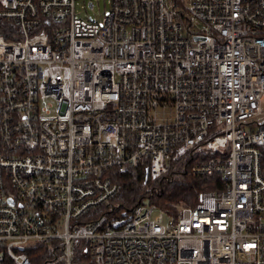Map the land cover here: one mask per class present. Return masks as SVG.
Masks as SVG:
<instances>
[{"label":"built area","instance_id":"built-area-1","mask_svg":"<svg viewBox=\"0 0 264 264\" xmlns=\"http://www.w3.org/2000/svg\"><path fill=\"white\" fill-rule=\"evenodd\" d=\"M75 1L0 0V264H264V0ZM185 159L177 221L112 202Z\"/></svg>","mask_w":264,"mask_h":264},{"label":"trees","instance_id":"trees-1","mask_svg":"<svg viewBox=\"0 0 264 264\" xmlns=\"http://www.w3.org/2000/svg\"><path fill=\"white\" fill-rule=\"evenodd\" d=\"M209 156L206 153L201 160ZM190 164L188 159L181 160L156 180H151L147 168L141 165L116 173L113 181L118 188L112 202L128 210L147 200L175 222L181 208L195 206L199 193L218 194L223 189L220 175H194L189 171ZM26 252L30 264H52L53 255H57L43 247H32Z\"/></svg>","mask_w":264,"mask_h":264},{"label":"rangeland","instance_id":"rangeland-1","mask_svg":"<svg viewBox=\"0 0 264 264\" xmlns=\"http://www.w3.org/2000/svg\"><path fill=\"white\" fill-rule=\"evenodd\" d=\"M89 2H92V5H93L92 7L88 6ZM105 3H106V0H76L75 1L76 16L78 18L85 19V20H88V18L90 17L93 21L99 22L105 10H107L108 8L107 6H105ZM145 203H147V201H145ZM157 216L160 217V223L162 224L168 223L170 219L166 215L162 214L159 210H154L152 212V218H155Z\"/></svg>","mask_w":264,"mask_h":264},{"label":"water","instance_id":"water-1","mask_svg":"<svg viewBox=\"0 0 264 264\" xmlns=\"http://www.w3.org/2000/svg\"><path fill=\"white\" fill-rule=\"evenodd\" d=\"M88 6H90V4H88Z\"/></svg>","mask_w":264,"mask_h":264}]
</instances>
